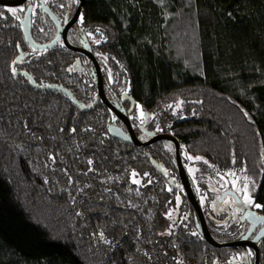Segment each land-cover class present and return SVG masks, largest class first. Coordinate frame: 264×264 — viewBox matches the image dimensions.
Wrapping results in <instances>:
<instances>
[{
	"label": "trees",
	"instance_id": "trees-1",
	"mask_svg": "<svg viewBox=\"0 0 264 264\" xmlns=\"http://www.w3.org/2000/svg\"><path fill=\"white\" fill-rule=\"evenodd\" d=\"M77 4L26 0L19 19L0 4V264L227 263L248 247L203 239L173 143L112 136L109 128L125 127L100 100L93 64L61 40L44 49L27 42L29 7L30 39L44 45L58 33L51 14L64 24ZM191 30L192 50L177 43ZM67 38L91 49L112 104L127 111L129 94V117L140 110L153 119L156 130L130 119L140 139L170 133L180 155L202 156L214 172H241L250 208L264 215L254 207L264 206V0H85ZM45 85L66 89L81 107L37 87ZM191 186L199 202L207 195L202 210L214 239L245 235L243 214L225 227L206 185ZM258 251L264 264V236Z\"/></svg>",
	"mask_w": 264,
	"mask_h": 264
},
{
	"label": "water",
	"instance_id": "water-1",
	"mask_svg": "<svg viewBox=\"0 0 264 264\" xmlns=\"http://www.w3.org/2000/svg\"><path fill=\"white\" fill-rule=\"evenodd\" d=\"M25 1L26 0H0V4L7 6V7H17V6L24 4ZM84 2H85V0H78V4L75 8V11H74L72 17L68 21H66L64 25H61L58 22V20L55 18V16L53 14H51L53 19L57 23L58 33L52 42L44 44V45H37V44L33 43V41L30 39V35H29V32L27 31V27H26L27 26V18H28L29 13H30V7H29L25 13V17H24V21H23V32H24L25 38H26L27 42L29 43V45L33 48H36V49H44L46 47H50V46L58 43L61 40L62 43L67 48H69L73 51L83 53L84 55H86L90 59V61L92 62L94 69H95L97 94H98L100 100L112 111V113L122 122V124L125 127V130H123L119 127H116V126L111 127V128H109L110 134L114 137L130 141L134 145H137V146L150 145V144L155 143V142L160 141V140L171 141L173 143V146H174V154H175V161H176V168H177L178 177H179L180 183L182 185L183 192H184L188 202L193 207V209L196 213V216L198 219V228H199V231H200L203 239L208 244H210L211 246L217 247V248H221V247H250L254 251V264H259V251H258V247H257V241L263 236L262 232H264V215L257 216L255 214H250L248 216V220L253 223L252 228H255L261 222L263 223V228H262L261 232L254 239H248L246 237L234 239V240H230V241H218V240L214 239L212 237L209 229H208V225H207L201 204L197 200V198L193 192L192 186H191L190 181H189L188 174H187L186 169L183 165L182 158L180 155V143H179L178 139L170 133H154V132H148L149 137L147 139H145V140L140 139L137 136V134L135 133L134 128L132 126V123L130 121V117H129V114H131L134 111L135 106H136L135 98L129 94H122V101L129 103V108L127 109V111L120 109L117 106H115L114 104H112L105 95L101 68H100V65H99L97 59L95 58L94 54L92 53V51L87 48L88 46L87 47H77V46L72 45L68 41L67 32H68L69 28L77 21L79 15L81 13V9L84 5ZM20 56H21V54L17 57V59ZM37 87L41 88V89H58V90H61V91L65 92L66 94H68L73 99V101L77 104V106L81 107L75 101V99L71 96V94L66 89H64L62 87L48 86V85L37 86ZM226 196H231L235 200V202L240 201V198L238 197L237 193L235 191L229 190V189L222 192V194L220 195L219 201H222Z\"/></svg>",
	"mask_w": 264,
	"mask_h": 264
},
{
	"label": "rangeland",
	"instance_id": "rangeland-1",
	"mask_svg": "<svg viewBox=\"0 0 264 264\" xmlns=\"http://www.w3.org/2000/svg\"><path fill=\"white\" fill-rule=\"evenodd\" d=\"M20 8H23V6L14 9L18 10ZM186 24L188 25L187 27H192L188 23ZM186 34L187 33L181 34V36H179L177 39V43L179 42V40L182 39L184 44L187 45V48L192 50L194 49V45H195V41L193 40L192 37L194 36V34L192 30L189 31L190 37L188 38V41L185 43L186 38L184 36ZM175 49L178 51L180 50V47L176 45ZM140 114L141 111L138 110L134 115L133 114L130 115V119L140 120L139 119ZM147 125L148 128H151L153 130L158 129V126L155 125L153 119L152 120L147 119ZM153 130H150L149 132H154ZM141 138H144L143 140L147 139V137L144 136H141ZM188 157H192V159H188ZM196 157H200V159L196 160L195 159ZM181 158L183 165L186 169V172L189 175L197 191L199 192L201 190L202 187L201 184L202 185L205 184L206 191H208V193H210L214 197L212 201V207L214 212L219 215L225 214V219L223 221H220L222 224H224L225 227L229 225L231 219L239 218L242 214L246 216V209L252 204L253 195H252L251 184L248 182V179L245 175H243L241 172H236L232 170L225 171L222 173L214 172L212 167L209 166V164L205 161V159L202 156L191 155L188 153L187 155L182 154ZM201 165H206L207 168H210V170L202 169ZM227 189L235 191L238 197L240 198V201L235 202L231 196H227L222 201L217 202L220 199V195L222 194V192H224ZM206 196L207 195L205 194H201L199 197L202 208L208 206L207 205L208 200ZM248 200H250L251 203L247 202ZM249 253H251V255H249ZM251 258H252V252L250 249L244 251H238L233 253L231 257L227 260V263L225 264H252Z\"/></svg>",
	"mask_w": 264,
	"mask_h": 264
},
{
	"label": "flooded vegetation",
	"instance_id": "flooded-vegetation-1",
	"mask_svg": "<svg viewBox=\"0 0 264 264\" xmlns=\"http://www.w3.org/2000/svg\"><path fill=\"white\" fill-rule=\"evenodd\" d=\"M75 11V10H74ZM74 13V12H73ZM73 15V14H72ZM72 17V16H71ZM70 17V18H71ZM69 18V19H70ZM79 18V17H78ZM68 19V20H69ZM67 20V21H68ZM78 20V19H77ZM57 24V23H56ZM65 24V23H64ZM64 24H61V25H64ZM58 27V26H57ZM72 27V26H71ZM72 45H74V44H72ZM74 46H77V47H87L88 45H74ZM88 49H90L89 47H87ZM91 50V49H90ZM80 53V52H79ZM81 54H83V53H81ZM84 55V54H83ZM89 61H90V59L86 56V55H84ZM91 62V61H90ZM92 63V62H91ZM93 69H94V66H93ZM94 73H95V69H94ZM95 77H96V73H95ZM97 86V85H96ZM178 174V173H177ZM188 177H189V175H188ZM178 179H179V177H178ZM189 181H190V184H191V179H190V177H189ZM179 182H180V180H179ZM180 185H181V183H180ZM181 187H182V185H181ZM227 197V196H226ZM225 197V198H226ZM224 198V199H225ZM234 200V199H233ZM235 201V200H234ZM250 214H255V215H257V216H260V215H263V214H260L257 210L256 211H254L253 209H251L250 208V206L246 209V216L245 215H242V219H244V220H246V221H248V228H247V231H246V233H245V235H243L241 238H243V237H246V238H248V239H254L260 232H261V230H262V228H263V223L261 222V223H259L255 228H252V226H253V223L252 222H250L249 220H248V216L250 215ZM263 233V236H264V232H262ZM262 236V237H263ZM261 237V238H262ZM260 238V239H261ZM259 239V240H260ZM258 240V241H259ZM258 241H257V247H258ZM248 249H250L251 250V252H252V257H253V264H254V251H253V249L252 248H250V247H248Z\"/></svg>",
	"mask_w": 264,
	"mask_h": 264
},
{
	"label": "snow or ice",
	"instance_id": "snow-or-ice-1",
	"mask_svg": "<svg viewBox=\"0 0 264 264\" xmlns=\"http://www.w3.org/2000/svg\"><path fill=\"white\" fill-rule=\"evenodd\" d=\"M8 11L11 13V15H12L14 18L19 19V16L17 15V9L9 8ZM19 11H20V12H23L24 9H23V8H20ZM80 20H81V22H82V21H83V17H80ZM97 31H99V30L97 29ZM15 73H16V69L13 68V74L15 75ZM139 119H140L141 123H143L144 120L148 119V117L146 116L145 113H143V111H141V114H140ZM73 131H75V129H73ZM52 159L54 160V157H53ZM188 159H192V157H188ZM195 159H196V160H199L200 157H196ZM89 163H91V161H89ZM136 175H137L136 173H133V176H134V177H135ZM145 175H147V174H145ZM231 175H234V174H231ZM133 182H134V183H138L139 181L134 180ZM247 202L251 203L250 200H248ZM255 206L258 207V208H259V207H264V206H261V205H255ZM193 234L195 235V233H193ZM100 236H101V238H103V233H102V232L100 233ZM249 255H251V253H249Z\"/></svg>",
	"mask_w": 264,
	"mask_h": 264
}]
</instances>
